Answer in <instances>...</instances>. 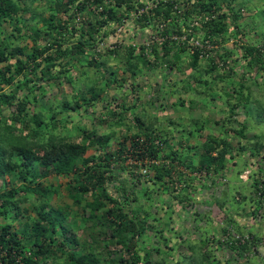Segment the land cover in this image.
Listing matches in <instances>:
<instances>
[{"label": "trees", "instance_id": "1", "mask_svg": "<svg viewBox=\"0 0 264 264\" xmlns=\"http://www.w3.org/2000/svg\"><path fill=\"white\" fill-rule=\"evenodd\" d=\"M180 2V0H154L152 9L138 16L135 23L140 28H149L171 18L174 20L167 24L171 29L164 27L162 34L171 31L180 33L188 27L186 21L195 12H216L217 17L207 21L201 28L203 39L211 36L221 47L217 49L218 53L216 52L218 58H210V65L206 70L204 69L209 78H201L203 69L198 59L202 56L197 48L188 53L191 60L190 66L184 68L182 65L185 59L180 55L185 48L175 44L168 45L167 42H156L148 46L146 55L134 54V48L129 46L125 57L127 62L131 57L133 59L147 56L155 58L157 64L165 67L164 76L167 78L175 69L174 71L179 74L187 75L183 82L203 83L202 95L209 100L215 101L221 98L216 89L222 85L223 94L226 97L224 108L227 112L218 133H209L202 142L195 146L188 145L186 149L180 146L184 135L181 134L182 137H179L180 148H176L169 141L170 138L167 137L165 129L155 128L152 123L145 124L144 119L139 115L134 117L133 125L124 122L122 120L124 115L116 109L108 111L106 117L102 116L105 118L98 116L99 122L111 120V126L127 125L125 130L130 131L131 134L121 131L118 137H115L114 133L101 135L97 134L96 127L91 126L87 129L85 125L73 127L76 136L65 132L66 130L54 131L58 128V123L67 129L65 117L57 118V115H61L60 113L68 109L78 112V109L84 105L93 106L95 100L104 91V86L118 82L115 73L110 72L114 76L109 79V82L101 83L104 70L110 71V69L106 68L105 62L97 60L92 55L86 63L97 70L100 78L98 79L99 75L96 74L88 76L85 80L81 78L79 83H84L86 89L76 88L73 78L66 74L68 71L72 72L75 67V64L71 63L73 57L75 55L85 57L86 47H94L98 40L109 36L110 24L121 20L123 13L134 9L136 5L142 6V1L55 0L50 5L49 16L42 18L43 22L50 21L49 24H44L49 29L48 32H43L44 44L38 43L36 39L31 52L25 53L19 46L8 49L10 44L7 36V39L0 41V180H3V185L0 186V217L4 218L11 207L15 208L13 220L0 225V247L7 251L2 264H19L12 254L9 255L10 251H14L22 264H200L197 256L216 259L214 251L208 250V246L205 248L209 243H217L219 247L226 245V248L232 250L237 247L209 238L204 239V244L201 246L186 243L184 247L182 246L185 243L184 240L169 243L168 236L164 244L156 245L153 236L156 233L159 235L158 233L163 230L157 229L155 222L157 218L147 205V201L151 199V193L149 194L151 187L137 190L133 182L136 178L134 177L135 169L142 167L151 174L149 181L162 188H164L163 185L172 186L176 180H184L189 184L194 180L192 179L194 173H204L207 178L211 175L218 176L216 174L222 173L226 168V161L234 163L235 155L249 148L247 147L250 141L248 133L252 130L250 124H254L257 131L264 129V85L262 87L258 85V88H261L259 96L262 99L258 97L254 101V106H248L251 100L248 101L249 95L244 93V83L232 82L230 73H234L233 69H225L226 65L221 69L218 65L222 63L219 62L221 60L224 63L227 62L229 54L237 51L232 60L234 65L237 64L243 70L242 77L258 71L264 73L262 28L264 25L259 27L263 42L256 45L250 43V39H246L245 42L242 25L238 22L242 8L254 9V16L252 14L250 20L255 21L262 16L258 12L264 13V6L259 7L254 0H244L243 3L239 0L240 4L237 6L229 5V0H185L187 5L183 11V18H180L178 13L180 9L176 6ZM92 6L101 7V10L94 15L95 18L91 19L92 21H84L85 25L81 30H75L80 32L77 40L74 41L72 36L64 38L70 18L66 17L65 22L62 23L59 19L69 9L75 8L74 12H78L82 8H92ZM20 11L15 0H0V26L5 21H9L19 30ZM100 15H106L107 18L100 20ZM105 25L107 28L104 27ZM194 28V31L198 30L196 29L198 27ZM236 36H239L240 43L234 42L230 46H225L229 38ZM143 48L146 50L145 47ZM115 51L116 49L109 50L110 53ZM98 54L100 56L101 53ZM170 55H173L171 57L173 62ZM127 66L134 73L132 65ZM64 76L66 81L76 88L72 95L74 101L61 100L54 111L46 105V110L51 112L44 117L43 106L47 103L43 102L45 93L42 86L45 83L57 85ZM173 83L175 86L178 85L176 80ZM5 87L12 90L6 91ZM22 92L25 93L19 97V93ZM31 103L39 106L35 108V112H31L28 106ZM183 103L184 101L180 102L182 105ZM13 106L12 113L6 119H1L2 108ZM239 106L246 110V114L244 120L240 122L235 120L238 125L236 129L232 119ZM118 107L120 110L125 109L123 104ZM248 112H250V119H248ZM88 117L93 119L92 124H94L96 117L91 118V115ZM215 123L219 124L217 121ZM169 124L176 128L178 123L170 121ZM201 127V125L197 127V131H200ZM142 128L145 132L141 130ZM188 138L185 140L187 143ZM235 138L240 145L233 144L232 140ZM111 142L117 145L111 148L109 145ZM191 147L195 148V152L196 148L199 149L197 160L191 157L193 153L188 154ZM261 149H264L263 139L255 142L251 148V155L259 156ZM88 150L93 152L87 154ZM129 158L135 160V163L130 166L126 163ZM146 158L162 161L146 162L148 160ZM242 162L244 163V160ZM180 165L185 169H181ZM240 172L239 170L238 173ZM187 173H190L192 177ZM5 176L9 179L8 182ZM49 176L64 177L68 180L62 186L60 183L46 182ZM9 182H11V185L8 184L9 187L4 186ZM61 186L71 203L64 202L59 206L50 204L52 195L57 194L60 198L64 196ZM255 186L256 181L252 183V187ZM172 197L180 201L186 198L177 194H172ZM215 198V203L220 209L226 211L228 205H226L225 193L220 198ZM141 199H144V203L140 202ZM252 199L251 197L250 203L255 202ZM234 200L240 201L241 198ZM27 201L31 207L22 208L21 204ZM31 203H37V205ZM255 205L260 206L258 201ZM73 206L76 210L72 208ZM203 219L207 220L205 216H201V220ZM230 221H233L232 218ZM13 223H20V227L13 228ZM151 231H153L152 238ZM176 243L178 245H175ZM180 247L187 252L180 253L173 263H168L164 259L158 260L160 253L163 254L162 257L171 260L173 257L171 252ZM240 248L246 249L245 245ZM200 250L203 251L198 255L197 252ZM193 252L195 257L191 256ZM153 253L157 256L156 258L151 257ZM180 257L195 260L184 263L180 261ZM220 262L222 263L221 260L219 264ZM224 263L229 264V262Z\"/></svg>", "mask_w": 264, "mask_h": 264}, {"label": "rangeland", "instance_id": "2", "mask_svg": "<svg viewBox=\"0 0 264 264\" xmlns=\"http://www.w3.org/2000/svg\"><path fill=\"white\" fill-rule=\"evenodd\" d=\"M55 0H15V3L17 6L21 9L20 13V20L18 27L14 25V23H10L9 21H5L0 26V41L7 39L9 40V48L12 49L15 48V46L22 47L23 51L25 53H30L32 50V45L38 40V43H45V35L43 32H48L49 29L46 27L49 24L50 21L43 22L42 18L43 16L47 18L49 16L50 12V5L54 3ZM143 2V5L138 7L139 9L141 7L146 6L147 11L146 13L151 10L154 5V0H140ZM242 3L244 0H241ZM231 6H237L239 3V0H229ZM256 4L261 6H264V0H254ZM248 4V3H246ZM137 5L135 6V8ZM74 8V7H73ZM134 9H132V12L126 13V22L127 24L124 25V29L121 35H119L117 38L113 35L115 32V28L117 25L112 24L108 28L112 31V34L98 40L94 47L85 48L87 51V55L85 57L81 55H75L71 61L72 64H75V67L73 68L72 72L68 71L66 74L70 75L73 78V84L75 83V87L78 89H86V85L84 83H79V80L83 78V80L87 79L88 76H94V74L99 75L97 73V70L95 68H92L87 65V60L93 55L94 58L97 60H102L105 62L106 68L110 71L104 70V77L102 80V84H104L105 81L109 82V79L112 78L114 75L110 74V72H114L117 76L119 81L118 83H109L107 86H104V91L100 94V96L95 100V104L93 106L87 107L84 105V107H81L78 109L79 111H73L71 109L66 110L65 112L60 113L61 115H57V118L65 117V121H67V129L66 127L63 128L60 123L57 124V127L54 131H65L67 133L75 135V130H73L74 126H84L87 127V129H90L91 126L96 127L97 134H107V133H114L116 134L115 137H118L123 131V133L131 134L130 131L125 130L127 128V125L118 126V125H110L112 124V121L107 120L103 122H99V117L105 118L107 115V112L111 109H116L117 111H121L124 115V118L122 120L124 122H129L130 124H134V117L139 115L140 118L144 119L143 121L145 124L152 123L153 127L165 129L167 137H169V141L174 144L176 148H180V146H183V149H186L188 145L195 146L199 142H202L207 134L212 133H218L219 128L221 127V123H223V119L225 117V114L227 112V109L224 108V102H226V97L223 94V88L222 85H220L216 92L220 94L221 98L214 100H205L206 97L202 95V89H204V84L199 83L198 86H194L193 89L185 88L184 86L179 87L178 85H174V80H177L180 76L184 77V80L186 79L185 74H179L177 71H174L173 69L168 75V78L164 76L165 74V67L162 65L160 66L159 63L157 64V61L153 57L147 56L146 58H137L133 59L130 58L129 62L126 60V52L128 50V47L131 46L134 48V54L141 53L143 55H146V51L143 47L146 46L145 42L152 36V33L158 34L159 28L158 25L155 24L153 27L149 28H140L136 23L135 19L138 17H135L132 15L134 12ZM74 9H69L66 11V13L62 16L61 19H59V22H65L64 19L66 17H69L68 24V31H66L64 38L66 36H72L74 37V41H76L77 36L80 32L75 31L76 29H80L85 25L84 21H88L91 19H94V15L97 14L101 10L99 7L92 6V8L86 7L82 8V10L78 12H74ZM144 12V13H145ZM241 17L238 19V22L240 25H242V31L245 34L244 40L250 39V43L253 44H260L263 41L262 34H259V27L260 25H264V13L261 11L258 12L262 16H260L258 19L250 20V16H254V9H245L242 8L240 10ZM125 15H123L124 17ZM140 16V15H139ZM256 17V13H255ZM263 17V18H262ZM106 15H100L99 19H106ZM92 21V20H91ZM173 25V24H172ZM75 26V28H74ZM105 28L106 25L104 26ZM102 27V29H104ZM74 28V29H73ZM126 28V29H125ZM261 28V27H260ZM263 31H264V27ZM48 29V30H47ZM69 32V33H68ZM115 34V33H114ZM7 36V37H6ZM17 36L18 39H17ZM212 44L214 45V48L209 49V51H206V55H201L202 57L198 59L200 67L203 69L201 70V78H209V76L206 73V69L208 68V65H210L209 60L210 58L216 59L217 56V49L221 48L218 43L215 42V38L211 37ZM239 36L231 37L229 38L225 46H230L231 43H240ZM102 43V44H101ZM116 43V46H113V44ZM217 44V48L216 45ZM143 50V52L140 50ZM111 49H116L115 52H109ZM193 50H185L183 53H181L180 57L185 59V63L182 65V67L190 66V58L188 53ZM8 52V50H7ZM187 52V53H186ZM217 52V53H216ZM98 53H101L100 56ZM174 54L173 52H171ZM236 53L229 54L227 57V62H223L222 60L219 62H222L221 64H218L222 69L224 65L225 69L231 68L233 69L234 73H230L231 81L236 82H243L244 83V93H248L249 95V102L248 106L253 105L254 101L257 100L261 91V88H258L259 86L264 85V73L261 71H258L256 73H253L252 75H245L242 77L241 70L237 64L234 65L233 58L236 56ZM173 55H170V58ZM40 60V59H38ZM11 62H13V59H11ZM171 62H173V58H171ZM131 64L132 68L134 69V73L131 72V70L128 69V66ZM134 65V66H133ZM205 69V70H204ZM103 71V69H102ZM72 73V74H71ZM65 74V75H66ZM163 75V76H162ZM165 77V79H163ZM66 76L61 79L59 84H43V90L45 93V98H43V102L47 103L43 106L42 113L44 114V117H47L49 112L54 111L56 108V105L60 104L61 100L66 99L67 101L73 102L74 99H72L73 92H75L76 88H73L70 83L66 81ZM100 78V75L98 76V79ZM243 78V79H242ZM169 79V80H167ZM187 81V80H186ZM106 82V83H107ZM165 82V84H164ZM78 83V84H76ZM100 83V84H101ZM6 91H11V88L5 87ZM251 91V95H250ZM39 92V91H38ZM37 92V93H38ZM25 92L19 93V97L23 96ZM89 96V95H88ZM209 99V98H208ZM262 99V97H261ZM204 101V104L199 105V108H195V110H191L190 107L191 103L193 101ZM166 101V102H165ZM183 107L180 102H183ZM209 101H212L209 103ZM198 102V101H197ZM264 102V101H263ZM123 104L125 106V109L120 110V106ZM174 104L175 106H171ZM51 107V111H47V106ZM30 107L31 112H35V108L37 107L36 103L28 104ZM39 107V106H38ZM37 107V108H38ZM172 107V108H171ZM176 107V108H175ZM183 108V110H182ZM214 108H223L220 110L222 113L217 114L216 109ZM213 109V110H212ZM14 110L13 107H3L1 110V119H6L10 113ZM96 117L94 120V124H92V120L89 119L88 115H91V118L93 116ZM246 110L239 106L236 109V115L233 116L234 119V126L237 129L236 121H242L245 118ZM248 119H250V112L247 113ZM105 116V117H102ZM138 116V117H139ZM175 118V119H174ZM114 121V120H113ZM174 121L177 122L176 128L172 127L169 122ZM218 122L219 124H216L215 122ZM10 122V121H9ZM99 122V123H98ZM181 122V123H180ZM49 123H51L49 121ZM115 124V121H114ZM125 124V123H124ZM202 126V129L200 131H197V127ZM234 127V128H235ZM124 128V130H122ZM133 128L137 131V129L133 126ZM250 132L248 133L250 141L247 143V147L250 146V148H246V150L239 154L235 155V159H237V165L234 166L235 173L230 176L231 180L235 181L237 183L236 190L240 192L241 200L240 201H234V199L231 197L228 200L227 205H230L231 210L237 211V209L245 207V205H249V192L252 190V186L249 184L248 181H245L243 179V173L244 171L248 170L246 166H244L241 162L244 159H248L250 156V178L251 176L255 175L257 171H259V167L264 168V149L260 150L259 156L258 155H251V148L254 146L255 142L259 141L260 139L264 140V129H261L260 131L256 130V127L254 124H250ZM141 130H144L142 128ZM183 131L182 133H180ZM145 132V130H144ZM258 133V134H257ZM180 134L184 135L182 139V143L179 146V137H182ZM190 134V136H189ZM217 135V134H216ZM76 136V135H75ZM196 136V137H195ZM189 137V138H188ZM199 137V138H198ZM188 138V143L184 140ZM168 141V142H169ZM233 144L238 146L240 145V142L235 138V140H232ZM110 147H115L117 144L115 142H111ZM250 149V150H249ZM199 149L191 147L188 154H191L193 159L197 160L199 158L198 154ZM249 151L250 153L248 154ZM93 150H88L87 154H91ZM96 152V151H95ZM240 157V158H239ZM150 159V158H149ZM148 159V160H149ZM159 162L162 160L156 159ZM233 160V159H232ZM147 162V161H146ZM126 163L130 166V164L135 163V160L132 158H129ZM233 164V163H232ZM181 169H185L182 165H180ZM252 168V169H251ZM259 169V170H258ZM240 170L241 174L238 176L237 171ZM136 172V178H134L133 182L135 183L136 189H144L146 187H151V190L149 194L151 193V199L147 201V205L149 207V210L155 214L157 221L156 226L157 229H162L163 232H159V235L153 236L154 242L156 245H161L166 242V238H170L169 243L172 242H182L184 238L187 240L185 243L182 244V246L186 247V243L192 245L197 244L198 246H201L204 244V240L198 241V243H194L193 240L190 238H187L189 235H193L194 238H197L199 236H213L212 232H214L217 236L220 235L221 230V224H215L213 221H211L209 218L206 220L205 224L203 226L202 223H200L201 220V213L208 212V206L210 205L209 202L215 203L214 197L220 198L223 194V191L221 190L219 194L213 195L215 191L217 190V182H215L214 187H216L212 192V189H206V187L202 183V179L200 177H197V179L185 183L183 180H176L173 182V187L176 183H185L186 185H182L180 187V190H176L175 188H171V186L166 187L163 185L164 188H162L160 185H154L152 182L149 181L151 174L147 173L145 167H142L140 169H135ZM206 175V174H205ZM139 176V177H137ZM206 178V176H204ZM132 178V177H130ZM199 178V179H198ZM6 182L9 181L7 176H5ZM139 179V180H138ZM67 178L64 177H57V176H49L45 181L50 183H60L62 186L67 181ZM3 180H0V186L3 185ZM142 182V183H141ZM8 184L11 185V182L4 184V186H8ZM159 184V183H158ZM9 185V186H10ZM190 185V186H189ZM8 186V187H9ZM61 186L62 193L64 194L63 197L60 198L59 195L55 194L52 195L49 203H53L57 206L63 205L64 202L71 203L70 200L65 195V191L63 187ZM112 187V186H110ZM113 189V188H112ZM115 191V189H114ZM238 192V193H239ZM173 194H177L178 196H181L183 198L182 201L180 199H175L172 197ZM231 193L233 194V190H231ZM191 194V195H190ZM226 197V196H225ZM155 198V199H154ZM213 199V200H211ZM144 199H141L140 202L144 203ZM208 202V203H207ZM34 204V203H31ZM34 205H37L35 203ZM33 205V206H34ZM22 208L25 207H31L29 205V201L21 204ZM74 210H76V207H72ZM215 208V207H214ZM15 208L11 207L7 211V215L2 218L0 217V225L8 223L13 220V211ZM205 214V213H204ZM221 214V213H220ZM229 214H232L230 212ZM201 215V216H200ZM20 223H13V228L17 229L19 228ZM264 221L260 224V228L263 227ZM237 229V227H234ZM195 229L194 233L193 230ZM211 232V233H210ZM258 232H261L259 229ZM210 233V235H208ZM151 238L153 235V231L150 232ZM168 236V237H166ZM178 236V237H177ZM182 239V240H181ZM168 243V244H169ZM175 245H178L177 243ZM214 245V246H210ZM206 245L209 246L207 248L208 250L214 251V256L216 259L213 258H203L198 257L197 260L200 264H219V260L222 261L221 264H225L224 262H229V264L232 263V259L235 258L232 251L225 247H219L215 244ZM163 246V245H162ZM203 251V250H202ZM201 250L198 253V255L201 254ZM187 252L186 249L183 247H180L178 249L173 250L171 254H173L170 259L162 257V253L159 254L160 259H164L168 263H173L175 260H177L178 256H180V253ZM194 252L191 254L192 257L194 256ZM261 253H259L260 255ZM152 258H156L157 256L153 253L151 254ZM220 258V259H219ZM194 258L189 259H181L180 261L185 262H191L194 261ZM251 263L257 264L255 261V258H250ZM194 263V262H193ZM192 264V263H190Z\"/></svg>", "mask_w": 264, "mask_h": 264}, {"label": "built area", "instance_id": "3", "mask_svg": "<svg viewBox=\"0 0 264 264\" xmlns=\"http://www.w3.org/2000/svg\"><path fill=\"white\" fill-rule=\"evenodd\" d=\"M181 2L179 4H177L176 6L180 9L178 11L180 18H183V14H184V9H185V5H187V3H185V0H180ZM101 8V7H100ZM152 8V7H151ZM145 11H147V7H141L140 9L137 7V9L135 8L134 12L132 13L131 16H135L137 17V15H141L143 14ZM129 12H132V10H130ZM128 12V13H129ZM123 15H125L124 17H121L122 19L113 23L115 25H117V27L115 28V34L113 33V35L117 38L119 35L122 34L123 29H124V25L127 24L126 22V13L124 12ZM217 17V13L216 12H211V13H199V12H195L190 18L189 20L186 21V24L188 25L187 28H184L180 33H176L171 31L170 33H165L162 34V30L164 29V27L167 26V29L170 30L171 28L168 27L167 24H169L170 22H172V19L169 18L164 22H158V28H159V32L158 34L156 33H152V36H150V38L145 42L146 46L145 48L147 49L148 46L156 43V42H167L168 45L171 44H175L176 46L179 47H184L185 50H189V49H199L200 54L202 55H206L207 52L209 51V49L214 48V45L212 44L211 41V36L208 37V39H203V36H201V28L203 27V25L209 21V20H213ZM112 25V24H110ZM194 27H198L196 29H198L197 31H194L195 28ZM109 29V28H108ZM126 29V28H125ZM112 34V31L110 30V34ZM102 44V43H101ZM216 48H217V44ZM113 46H116V43L113 44ZM147 53V52H146ZM206 53V54H205ZM149 159V158H146ZM153 162V163H157L158 161L153 160V159H149L147 160V162ZM252 169V168H251ZM260 169V170H259ZM259 171H257V173L253 176L248 175L249 174V170L245 171L243 173V179L245 181H252V183L254 181H256V186L253 188L252 187V194L251 197L253 198V201H258L259 203V207H257L255 205V202H252L250 204V206H247V212H248V216L250 218L247 219V222L250 225V231L248 232H237L236 230H234L235 228V224L231 223L232 221H223L224 219H222V221H220L219 224H221V229H223V231L220 233L219 236L217 235H213L214 237L217 236L218 240L221 241L223 244H228V245H235L237 246L236 248H238L239 250L237 251H241L242 254L246 257H256V255H258L260 262L262 264H264V250H262L261 248L264 249V225L263 227L260 228V224L262 223V221H264V168L259 167ZM251 172V170H250ZM194 176L200 177L202 179V183L203 185L206 187V189H212V192L215 191V181H214V176L211 175V179L210 178H205L204 176H206L204 173H194ZM226 176H219L218 177V181L220 182V184H222L223 186L226 184ZM184 181V180H183ZM185 182V181H184ZM186 183V182H185ZM185 183H176L173 187V184L171 186V188H175L177 191L180 190V187H182V185H186ZM172 188V190H173ZM222 187H218L217 190L215 191V193L213 194L214 196L217 195L218 191L222 190ZM173 194V193H172ZM246 212V213H247ZM222 216H224L222 214ZM222 218V217H221ZM219 218V219H221ZM263 230L261 232H258V230ZM235 243V244H234ZM246 246V249H241L240 246ZM226 246V245H225ZM259 253H261L259 255ZM7 251L3 250L0 247V264H2V259L4 256H6ZM15 257L16 261L19 264H22V262L17 258V256H15L14 251H10L9 255H11ZM4 263V262H3Z\"/></svg>", "mask_w": 264, "mask_h": 264}, {"label": "crops", "instance_id": "4", "mask_svg": "<svg viewBox=\"0 0 264 264\" xmlns=\"http://www.w3.org/2000/svg\"><path fill=\"white\" fill-rule=\"evenodd\" d=\"M183 79H184V77H179L176 81H178V86L179 87H182V86H184L185 88H190V89H193L194 88V86L196 85V86H198L199 84L198 83H195V82H193V83H188V81L187 82H183ZM119 82V81H118ZM117 82V83H118ZM183 83V84H182ZM164 84H165V82H164ZM181 84H182V86H181ZM195 86V87H196ZM205 100H209V99H205ZM205 100L204 101H200V100H197V101H193L190 105V107L192 108L191 110H195V108H199V105H201V104H203L204 106H205V104H204V102H205ZM166 102V101H165ZM210 102H212V101H209V103ZM206 103V102H205ZM171 106H175L174 104H172ZM184 105H182V107H183ZM172 108V107H171ZM176 108V107H175ZM184 108V107H183ZM183 108H182V110H183ZM217 110L218 108H214V110ZM213 110V109H212ZM221 109H219V110H217L216 111V113L217 114H220L221 115V111H220ZM175 119V118H174ZM181 123V122H180ZM200 127V126H199ZM202 128V127H201ZM183 131H181L180 133H182ZM181 135V134H180ZM249 148H250V146H248ZM248 152V154L250 153L249 151H247ZM240 158V157H239ZM237 159H235L234 160V163L233 162H231V161H226V168L223 170V172L222 173H219V174H216V175H218V176H214V181L215 182H217V187L219 186V187H222L223 189H222V191L225 193V196H226V200H227V203H228V200L232 197V198H234V199H238V198H241V196H239V193H238V191L236 190V185H237V183L235 182V181H233V180H231V178H230V176L232 175V174H234L235 173V169L236 168H234V166H236L237 165ZM233 163V164H232ZM236 163V164H235ZM244 166H246L247 167V169L249 170V176H250V156H249V158L246 160V159H244V163L243 162H241ZM239 171V170H238ZM238 171H237V173H238ZM247 171V170H246ZM245 172V171H244ZM240 174H241V172L240 173H238V176H240ZM187 175L188 176H190V177H192V175L190 174V173H187ZM219 176H226L227 178H226V184L223 186L222 184H220V182L218 181V177ZM193 177L194 178H192V179H197V176H194L193 175ZM199 179V178H198ZM249 182V184L252 186V181L250 180V181H248ZM215 185V184H214ZM216 188V187H215ZM231 190H233V194L231 193ZM221 191V190H220ZM220 191H218V194H219V192ZM223 193V194H224ZM251 194H252V190H251V192H249V197L251 198ZM191 195V194H190ZM250 198H249V200H250ZM215 199H218L217 197L215 198ZM211 200H213V199H211ZM235 201V200H234ZM208 203V202H207ZM209 206H208V212H204V213H206V215L203 213H201V215H203V216H205V219H210L211 221H213L215 224H219L220 223V221H222V219H224L223 221H225V222H227V221H230V218H232V222L231 223H234L235 224V226L237 227V229H234V230H236L237 232H248V231H250V225L251 224H249L248 222H247V219L248 218H250L248 215V212H247V206H250V203H249V205H245V207H243V208H240V209H237V211H234V210H231V207H230V205H228V208H227V210L226 211H222L221 209H220V207L218 206V204L217 203H213V202H209ZM227 205V204H226ZM215 207V208H214ZM230 212H232V214H229ZM247 212V213H246ZM221 213V214H220ZM222 214L224 215V216H222ZM200 215V216H201ZM222 217V218H221ZM219 218H221V219H219ZM205 220L203 219V220H200V223H202V225L201 226H203L204 224H205ZM248 230V231H247ZM194 231H195V229L193 230V233H194ZM223 231V229H221L220 230V232L219 233H221ZM261 231H263V230H261ZM211 233V232H210ZM210 233L208 234V235H210ZM212 235H216L214 232H212ZM214 236H199V237H197V238H194L193 237V235H189V236H187V238H190L191 240H193V242L195 243V242H198V241H203L204 239H207V238H209L210 240L212 239V240H218V238H217V236L215 237V238H213ZM264 237V236H263ZM187 239L186 238H184V242L186 241ZM210 244H212V243H209L208 245H210ZM216 246H218L219 244H217V243H214ZM210 246H214V245H210ZM244 246V245H243ZM208 248H209V246H208ZM228 248V247H227ZM245 248H246V246H245ZM262 250H264L263 248H261ZM231 251H232V253H233V255L235 256V258H233L231 261H232V263H234V264H254V263H251V261H250V258L251 257H246V256H244L243 254H242V252L241 251H237V250H239L238 248H235L234 250H232V249H230ZM253 257V256H252ZM253 258H255V261H256V263L257 264H262L261 262H260V259H259V257H258V255H256V257H253Z\"/></svg>", "mask_w": 264, "mask_h": 264}]
</instances>
